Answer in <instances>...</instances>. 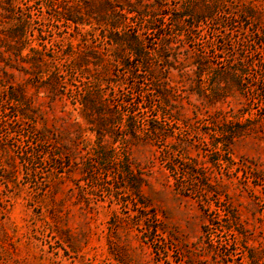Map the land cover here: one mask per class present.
Instances as JSON below:
<instances>
[{"label": "rangeland", "instance_id": "1", "mask_svg": "<svg viewBox=\"0 0 264 264\" xmlns=\"http://www.w3.org/2000/svg\"><path fill=\"white\" fill-rule=\"evenodd\" d=\"M159 1L124 18L148 58L124 66L105 24L81 38L48 0H0V264H264V0Z\"/></svg>", "mask_w": 264, "mask_h": 264}, {"label": "trees", "instance_id": "2", "mask_svg": "<svg viewBox=\"0 0 264 264\" xmlns=\"http://www.w3.org/2000/svg\"><path fill=\"white\" fill-rule=\"evenodd\" d=\"M212 1L215 4L218 2V0ZM48 2L51 6H54L57 15L66 26L71 28L70 34L80 33L82 35L81 38H85L88 33V29H85V27L91 25V21L105 24L108 28L106 38H108L110 43L123 47V50L112 55L114 58L120 60L122 65L128 66V58H123L125 52H130L134 56L140 57L144 62L148 59L144 54V48L139 38L137 36H129L123 32V28L126 25L124 18L130 15H138L147 19V21L153 20L162 9L159 0H48ZM5 3L6 6L2 7L6 13L5 17L11 16L14 18L17 14L19 15L21 8L18 7L15 13L14 6L11 5L10 0H5ZM196 18L198 19L199 17L196 16ZM172 20L178 28L180 16L175 15L172 17ZM22 31L23 29L21 30L20 26L18 29L10 32V37H17L19 34L21 35ZM177 40L178 42L182 41L181 38ZM80 43L79 41L77 44L71 43L68 46V53L75 57L77 67L81 71L89 73L98 74L105 72L108 69L109 60L103 52L90 44L83 43L82 45ZM165 45L171 49L168 42ZM32 50V52H35L34 49ZM183 54L187 59L191 53L185 50ZM192 63H197L194 73L199 74L203 68L201 62L193 59ZM165 64L168 70L170 68L176 69L170 62H166ZM180 71L182 72L183 70ZM148 72L153 74L154 69H149ZM220 75L218 74V76ZM48 81L53 89H58V86H60L58 76L55 73L49 79L47 78L45 83L47 84ZM200 95L203 96L202 94ZM78 101L80 110L85 114L86 119L90 123L98 122L102 124L107 120V118L105 119L100 115L101 110L106 109V104L100 96L89 93L82 96ZM97 134L101 136L100 132H97Z\"/></svg>", "mask_w": 264, "mask_h": 264}]
</instances>
